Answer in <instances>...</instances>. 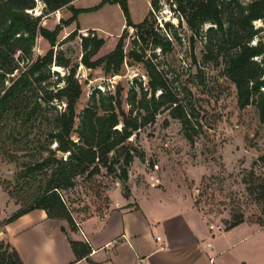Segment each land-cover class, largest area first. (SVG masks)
<instances>
[{"label":"rangeland","instance_id":"obj_1","mask_svg":"<svg viewBox=\"0 0 264 264\" xmlns=\"http://www.w3.org/2000/svg\"><path fill=\"white\" fill-rule=\"evenodd\" d=\"M101 1L73 0L70 5L44 17L43 25L54 30L72 17L71 7L90 9ZM159 1L157 8H151L152 29L145 35L147 44L138 47L144 54L142 62L133 61L128 56L136 46L134 39L137 33L127 27L119 5H107L98 12L80 16L84 26L98 27L99 31L82 30L76 21L63 27L54 47L39 38L33 49V58L21 59L20 72L13 76L21 75L37 57L45 56L51 50L54 61L56 56L65 58L68 68L57 67L53 63L51 77L44 83L32 77L30 85L23 90L26 102L20 112L26 110L29 116L36 103L48 99V92H56L58 87L65 85L63 81L56 84L58 77L54 72L63 78L67 69L75 67V78L82 87V95L76 105L78 114L87 107L95 90L114 94L118 89L122 91L124 109L130 112L133 110V87L139 91V101L141 88L147 90L151 79L164 81L180 95L192 116L194 142L188 140L180 120L174 119L168 111L159 114L155 123L145 128L135 142L145 157L143 160L135 159L133 184L139 187L149 181L164 190L191 197L208 224L217 231L226 229L241 217L245 222H264L263 206L249 191L264 179V164L259 161L264 155V123L259 112L253 105L244 109L239 107L237 89L225 75L222 55L217 59L209 58L206 36L210 25H206L202 33L195 34L185 21L179 25L175 0ZM242 1L247 3L250 0ZM128 4L131 20L136 24L142 23L150 10V0H128ZM44 8L43 1L37 0V8L32 15L40 16ZM166 23L173 27L168 28ZM254 25L256 28L264 26L262 21ZM94 35L106 43L92 61L111 53L123 35L126 58L118 74L109 71L105 64L94 70L83 65L82 39ZM156 42L165 44V47ZM213 42L223 48L224 41L220 36L214 35ZM224 48L221 54L227 52L230 45L225 44ZM65 108V100L55 101L42 105V112H37L28 121L21 114H16L3 122L5 134L0 136V186L15 194L12 199L20 207L26 193H33L40 179L23 181L19 174L24 166L39 158L40 153L48 156L39 147L48 143V134L52 130L49 120L56 109L63 111ZM25 182L30 184L26 186ZM120 192L126 196L128 185L103 174L90 182L81 180L76 188L67 192L66 198L73 201L74 217L81 221L105 214L110 209L111 196ZM2 207L0 202V220L6 213ZM21 229V225L7 229L6 237L15 238ZM262 245L264 247V241Z\"/></svg>","mask_w":264,"mask_h":264},{"label":"trees","instance_id":"obj_2","mask_svg":"<svg viewBox=\"0 0 264 264\" xmlns=\"http://www.w3.org/2000/svg\"><path fill=\"white\" fill-rule=\"evenodd\" d=\"M42 1L44 12L36 17L32 12L37 8V0H0V136L5 134L3 122L7 117L21 114L28 121L37 112H42V105L66 101V108L63 111L56 109L49 120L52 130L48 134V143L39 147L48 156L40 153L39 158L24 166L19 174L23 181L39 178V185L33 193H26L23 206L6 222L12 223L31 211L42 209L50 219L67 220L72 229L76 230V210L72 206L73 201L66 198L69 190L76 188L81 180L90 182L103 174L128 185L129 171L135 159L143 160L145 157L144 151L135 142L140 133L154 124L162 112L168 111L174 119L180 120L191 143L194 142L191 133L194 126L192 116L180 95L166 82H154L152 79L147 90L141 88L139 101V91L133 87V110L130 112L124 109L122 91L118 89L114 94L95 90L87 107L78 114L76 105L81 98L82 87L75 78L76 67L67 69L63 78L54 72L58 77L56 84L63 81L65 85L58 87L56 92H48V99L36 103L29 116L26 110L20 112L22 104L26 102L23 90L30 85L32 77L44 83L51 77L53 63L57 67L68 68L65 58L58 59L56 56L54 61L51 50L45 56L37 57L21 75L13 76L20 72L21 59L33 58V49L39 38L47 40L54 47L63 27L76 22L81 13L94 12L105 5H119L126 17L127 27L137 33L134 39L136 46L128 56L133 61L142 62L144 54L138 47L147 44L148 37L145 35L150 34L152 29L151 11L160 3L159 0L151 1L152 9L139 24L131 20L128 0H102L98 6L90 9L71 7L72 17L50 30L43 25L44 17L70 5L73 0ZM175 6L180 16L179 25L185 21L195 34L202 33L204 27L210 25L206 36L209 58L217 59L222 55L225 75L237 89L239 107L244 109L250 105L255 106L264 123V26L256 28L254 25L259 21L264 24V0H250L247 3L242 0H175ZM166 26L173 27L170 23H166ZM214 35L223 39V48L214 44ZM105 43L104 39L96 35L92 38L84 37L82 63L91 70L105 64L109 71L118 74L126 58L123 35L111 53L98 61H92ZM156 44L165 47L161 42ZM225 44L230 45V48L221 54ZM259 161L264 164V155ZM29 184L25 182L26 186ZM5 191L11 198L16 197L8 189ZM249 191L262 204L264 213V179L249 188ZM244 222V218H238L225 230L229 231ZM258 224L264 227L263 221ZM71 245L79 260L91 252L83 243L71 241ZM0 264H24L18 252L7 241H0Z\"/></svg>","mask_w":264,"mask_h":264},{"label":"crops","instance_id":"obj_3","mask_svg":"<svg viewBox=\"0 0 264 264\" xmlns=\"http://www.w3.org/2000/svg\"><path fill=\"white\" fill-rule=\"evenodd\" d=\"M82 14L77 19L82 30H101L84 26ZM133 164L129 195L113 194L105 214L76 220V230L67 220L50 219L42 209L7 223L21 207L0 186L6 210L0 220V241L9 242L24 264H264V227L244 222L217 231L191 197L149 181L139 187L133 184ZM16 225H21V232L7 238L6 230ZM71 241L88 246L90 254L79 260Z\"/></svg>","mask_w":264,"mask_h":264},{"label":"built area","instance_id":"obj_4","mask_svg":"<svg viewBox=\"0 0 264 264\" xmlns=\"http://www.w3.org/2000/svg\"><path fill=\"white\" fill-rule=\"evenodd\" d=\"M107 215L104 216V218L106 217ZM82 235L84 236V234L82 233ZM85 237V236H84ZM158 241H160V238H158ZM165 248V246H162Z\"/></svg>","mask_w":264,"mask_h":264}]
</instances>
